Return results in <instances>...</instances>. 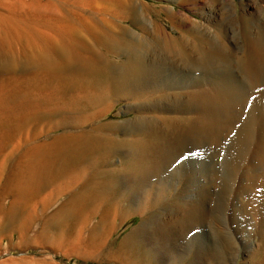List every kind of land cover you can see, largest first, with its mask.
I'll list each match as a JSON object with an SVG mask.
<instances>
[{"label":"bare ground","instance_id":"6f19581e","mask_svg":"<svg viewBox=\"0 0 264 264\" xmlns=\"http://www.w3.org/2000/svg\"><path fill=\"white\" fill-rule=\"evenodd\" d=\"M170 1L181 6L186 2ZM133 2L0 0V245L10 235L12 240L17 236L22 247L51 248L89 259L101 258V261L106 257L105 249L109 248L112 254L108 259L115 264H157L143 241L144 232L154 216L140 206L134 211L131 200L121 204L118 190L131 187L140 192L145 186L154 189L155 184L166 187L165 176L178 172L170 170L183 158L182 153L179 154L178 149L177 153L167 155L165 150V168L154 164L147 169L143 166L145 160L135 165L130 163L138 178L135 177L132 185L124 184L120 176L129 173L126 171L131 165L124 162L120 169L115 168L111 159L120 143L106 132V126L95 124L105 115L107 103L117 95L118 67L109 55L125 50L133 41H128L129 28L123 24L135 21ZM174 19L175 14H172V22ZM172 43L183 49L178 40L173 39ZM211 48L214 55L198 62L185 51L180 53V63L177 62L179 58L168 59V53L166 58L163 54L153 68L147 65L145 58L139 59L140 56L136 65H129L132 61L129 59L125 74L119 78L120 84H127L131 78L148 79L147 74H152L153 79L167 74L187 78L188 74L199 80L201 85L198 87L202 88L198 74L212 78L219 73L237 74L233 68L226 71L228 62L219 55L220 48ZM242 73L243 81L233 83L231 95L239 101L241 109L244 108L243 112L249 113L243 117L245 122L260 120L264 124V56L250 63ZM222 77V82L226 81L225 76ZM182 87L189 89L188 84ZM220 88H209L207 94L215 96L216 100L218 90L226 91V85ZM207 101L209 104L208 98ZM236 128L229 138L233 140V148L242 142L240 129ZM56 131L60 133L51 136L50 132ZM140 141L142 139L136 141L138 147H142ZM138 147L135 152L141 150ZM254 169L246 181L249 188H253L260 177L259 189L254 190V194L260 195L259 200L264 206V147L263 157ZM212 173L218 176V171ZM141 176H144L142 181ZM185 193L180 197V204L187 203L185 208L189 211L205 208L195 194L189 197V192ZM61 199L60 206L55 208ZM194 214L190 212L188 217L197 220ZM135 216L141 219L140 225L119 244L112 245L111 238L117 225L123 226Z\"/></svg>","mask_w":264,"mask_h":264},{"label":"rangeland","instance_id":"374dc122","mask_svg":"<svg viewBox=\"0 0 264 264\" xmlns=\"http://www.w3.org/2000/svg\"><path fill=\"white\" fill-rule=\"evenodd\" d=\"M184 3L182 6L170 0H134L131 3L136 11L135 21L123 24L129 28L128 41H133L128 49L109 55L118 67V77L125 74L129 59L132 60L129 65H136L139 59L145 58L147 65L153 68L163 54L166 58L168 53V59L179 58L177 62L180 63V53L185 51L198 62L214 55L211 47L220 48L219 55L228 62L226 71L233 68L237 74L230 72L227 76L226 73H219L213 78L198 74L202 88L198 87L201 85L199 80L188 74L187 78L167 74L154 79L152 74H147L150 78H134L136 81L131 78L124 85L118 78L119 84L115 85L117 95L107 103L110 107L106 105L105 115L95 124L106 126V132L120 143V149L118 147L111 159L117 169L124 162L135 165L141 160H145L143 166L147 169L154 164L164 167L168 154L179 150V154L182 153L183 158L170 170L178 172L165 176L166 187L160 188L155 184L154 189L145 186L140 192L131 187L118 190L121 204L131 200L134 211H138L140 206L154 216V222H150L144 232L143 241L157 264H264V206L259 200L260 195L254 194V190L259 189L260 177H257L258 184L255 181V186H250L252 189L246 181L255 170V164H259L263 157L264 124L260 120L245 122L243 117L249 113H244L239 101L231 95L233 83L243 81L242 70L264 56V0H186ZM172 14H175L173 22ZM173 39L181 42L183 49L175 47ZM221 74L228 82H222L224 77ZM187 84L188 90L182 87ZM225 85L227 93L218 90L216 100L215 96L207 94L209 88ZM236 127L240 129L242 142L233 148V140L229 138ZM59 133L50 132L51 136ZM196 136L198 139H195ZM139 139L145 142L140 141L142 147L137 146ZM182 140L185 147L181 145ZM137 147L141 148L136 149L139 154L135 152ZM165 150L167 155L163 154ZM133 165L127 169L126 173H129L120 176L124 184L132 185L138 178ZM213 171H218L217 177L213 176ZM139 178L144 180V176ZM185 192H189V197L195 194L205 208L198 211L185 208L186 202L180 204L181 195H186ZM62 201H58L55 208ZM190 212L196 213L197 220L188 217ZM140 223L138 216L123 226L119 223V230L116 229L111 238L112 245L119 244ZM7 237L0 245V262L6 264H115L108 259V255L112 254L109 248L105 249L106 257L101 263V258L91 257L90 260L51 248L22 247L17 236L13 240L10 235Z\"/></svg>","mask_w":264,"mask_h":264}]
</instances>
